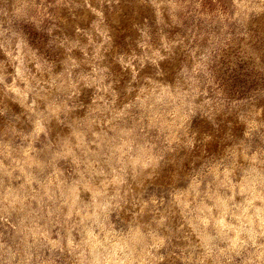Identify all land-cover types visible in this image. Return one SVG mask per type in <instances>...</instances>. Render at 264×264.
<instances>
[{
	"label": "rangeland",
	"instance_id": "1",
	"mask_svg": "<svg viewBox=\"0 0 264 264\" xmlns=\"http://www.w3.org/2000/svg\"><path fill=\"white\" fill-rule=\"evenodd\" d=\"M0 264H264V0H0Z\"/></svg>",
	"mask_w": 264,
	"mask_h": 264
}]
</instances>
